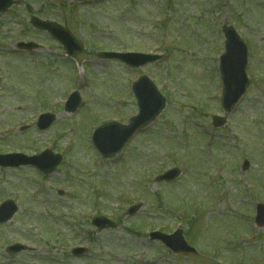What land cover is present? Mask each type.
Instances as JSON below:
<instances>
[{"label":"rangeland","instance_id":"rangeland-1","mask_svg":"<svg viewBox=\"0 0 264 264\" xmlns=\"http://www.w3.org/2000/svg\"><path fill=\"white\" fill-rule=\"evenodd\" d=\"M17 1L0 16V152L49 148L64 159L46 178L0 170V200L12 198L20 208L0 227V264H10L5 248L16 241L36 250L14 264H264V228L249 223L255 205L264 203V0ZM32 15L66 25L86 50L66 59L56 42L31 28ZM224 25H233L250 49L251 85L231 114L219 100ZM19 41L43 48L15 55ZM102 50L166 58L131 69L101 60ZM143 74L167 99L165 111L106 161L92 147L93 129L137 113L130 83ZM74 91L82 104L70 115L64 104ZM45 111L57 119L39 131ZM214 115L227 123L214 128ZM244 159L250 168L242 173ZM172 167L181 178L155 185V175ZM96 211L118 227L98 235L90 224ZM181 220L201 257L175 256L139 235L153 228L170 233ZM73 245L89 254L65 253Z\"/></svg>","mask_w":264,"mask_h":264},{"label":"water","instance_id":"water-1","mask_svg":"<svg viewBox=\"0 0 264 264\" xmlns=\"http://www.w3.org/2000/svg\"><path fill=\"white\" fill-rule=\"evenodd\" d=\"M3 9V8H2ZM33 24L38 26L39 28L47 29L50 33H53L58 40H60L66 47L68 53L71 56H75L77 53L83 50V47L73 38L70 32L63 28L59 27L56 24L52 23H43L36 19L32 20ZM226 37L227 47L230 52L231 43L237 40V35L233 29H226ZM22 46V45H21ZM229 52L223 58L222 64V76L224 80V97H223V105L227 112H231L246 91L248 87V80L245 74L246 68V61H242L239 65L233 68L234 62L231 60ZM105 57L108 58H118L123 60L124 62L128 63L131 66H142L147 64L152 60H157L158 57L153 56H144V55H135V54H107ZM238 84V87L234 88V86ZM137 98L139 100L140 106V114L132 119V122L129 126H119V125H109L103 129H101L98 133H101V143L103 146H108L110 153L109 155H113L119 152L126 141L137 131L144 128L150 121H153L160 115V113L165 108V99L159 94L155 86L149 81L148 78L144 77L140 80V82L134 86ZM75 100V104L71 110H75V108L79 104L78 96H74L71 99V102ZM219 119V118H216ZM215 119V120H216ZM221 120V119H219ZM48 126L51 124V121H48ZM223 121L216 122V126L223 125ZM49 154H45L42 157L48 156ZM13 157H0V165L2 166H10L16 163L12 161ZM17 160H20L19 157H16ZM58 161H54L50 164V168L45 169L46 172H52L57 164ZM21 164H34L32 159L26 160L24 162H17V165ZM180 175L179 170H172L165 174V176L159 178V180H167L168 182L175 180ZM15 210V208H12ZM14 211H10L8 214L4 215L1 221H7ZM259 226H264V207L260 206V214L258 218ZM154 238H158L162 240L168 247L172 248L174 253H177L181 256H196V251L189 247L185 242L184 238L182 237V233H178L172 237H166L159 234L152 235ZM177 238V239H176Z\"/></svg>","mask_w":264,"mask_h":264}]
</instances>
